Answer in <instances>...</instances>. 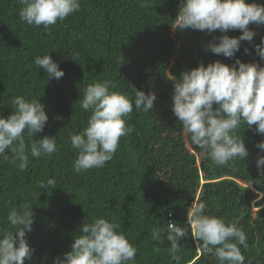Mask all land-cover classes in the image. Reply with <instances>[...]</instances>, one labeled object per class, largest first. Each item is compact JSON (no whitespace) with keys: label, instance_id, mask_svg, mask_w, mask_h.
<instances>
[{"label":"trees","instance_id":"1","mask_svg":"<svg viewBox=\"0 0 264 264\" xmlns=\"http://www.w3.org/2000/svg\"><path fill=\"white\" fill-rule=\"evenodd\" d=\"M80 2V11L45 30L20 19L18 0H0V116L12 113L16 96L40 98L49 119L34 139L55 136L58 148L50 157L29 153L24 171L0 158V228L9 227L6 217L12 208L24 202L33 205L34 223L26 235L34 251L25 264H53L71 250L81 225L97 217L120 226L138 249L136 264H174L168 242L153 241L150 234L154 227L166 228L169 221L187 229L179 241L181 264H218L197 247L187 225V212L199 201L206 203L209 214L244 230L245 264H264V173L256 164L264 156L256 147L264 134L255 132V125L242 124L237 135L244 139L248 157L236 158L227 168L213 165L191 144L172 112L173 83L168 80L200 62L232 65L239 58L264 65L254 47L264 37V26L250 24L257 33L253 43L242 41L235 57L227 58L206 50L222 35L219 31L173 30L179 0ZM255 2L264 5V0ZM226 34L238 37L241 32ZM48 53L65 73L59 80L48 81L46 71L34 63L35 57ZM104 79L113 81V90L133 96L132 88L154 92V109L134 110L126 118L129 134L120 138L104 167L76 172L77 150L69 136L81 132L91 114L81 107L83 89ZM25 142L30 148L26 133ZM49 178H55L56 187L41 190L40 182ZM257 193L261 198L255 204L263 206L253 210Z\"/></svg>","mask_w":264,"mask_h":264},{"label":"clouds","instance_id":"2","mask_svg":"<svg viewBox=\"0 0 264 264\" xmlns=\"http://www.w3.org/2000/svg\"><path fill=\"white\" fill-rule=\"evenodd\" d=\"M18 3L22 5L20 19L29 26H42L45 30L81 9L80 0H18ZM173 20V30L181 32L187 29L207 34L219 31L222 35L214 37L206 50L233 58L242 41L253 43L257 33L249 25L264 26V5L255 0L252 3L248 0H179V10ZM230 30H239L241 35L229 36L226 33ZM254 47L264 61V37ZM244 51L248 53L249 49ZM122 62L123 57L120 65ZM34 63L46 71L48 81L65 75L49 53L35 57ZM168 80L173 83L171 110L191 144L205 152L217 167H231V162L238 157L245 160L249 151L237 131L246 124L249 128L255 125V132L264 134V65L242 62L239 58L232 65L220 60L207 66L200 62L197 67L182 71L179 77L171 75ZM115 88L113 81L104 79L83 89L81 107L91 110V114L87 126L69 136L72 148L77 150L73 164L76 172L104 167L113 159L120 138L129 134L126 118L134 110L148 113L154 109V92L146 94L132 88L133 96L113 90ZM12 105L14 110L7 118L0 116V158L24 171L28 167L29 153L34 158L50 157L58 148L55 136L34 139L37 133L43 132L49 119L40 98L16 96ZM25 133L31 141L30 148L25 142ZM256 147L264 152V141ZM8 149L11 155L6 154ZM256 164L264 173V156H259ZM55 185V178H49L41 181L39 187L42 190L55 188ZM6 219L9 227L0 228V264H25L34 251L26 235L34 223L33 205L21 203L8 212ZM187 225L203 254H211L218 264H245L241 246L248 248V238L237 223L209 214L206 203L199 201L187 212ZM119 228L105 217L87 219L75 235L71 250L62 258L56 257L53 264H136L138 249ZM150 234L153 241L166 240L171 260L181 264L179 241L187 234L184 226L169 221L166 228L154 227Z\"/></svg>","mask_w":264,"mask_h":264},{"label":"rangeland","instance_id":"3","mask_svg":"<svg viewBox=\"0 0 264 264\" xmlns=\"http://www.w3.org/2000/svg\"><path fill=\"white\" fill-rule=\"evenodd\" d=\"M260 198H261V193H257L256 196L251 201V209L257 210L263 206V204H258V205L255 204Z\"/></svg>","mask_w":264,"mask_h":264}]
</instances>
